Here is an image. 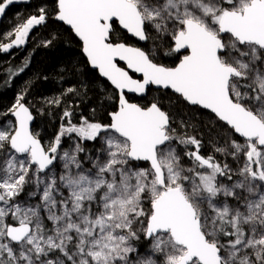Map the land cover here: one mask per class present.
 Masks as SVG:
<instances>
[{
    "label": "snow or ice",
    "instance_id": "6c2138e0",
    "mask_svg": "<svg viewBox=\"0 0 264 264\" xmlns=\"http://www.w3.org/2000/svg\"><path fill=\"white\" fill-rule=\"evenodd\" d=\"M50 20L86 59L43 107L26 82L0 112V264H264V0H45L0 52Z\"/></svg>",
    "mask_w": 264,
    "mask_h": 264
},
{
    "label": "trees",
    "instance_id": "16d2710c",
    "mask_svg": "<svg viewBox=\"0 0 264 264\" xmlns=\"http://www.w3.org/2000/svg\"><path fill=\"white\" fill-rule=\"evenodd\" d=\"M44 2L45 0H32L27 6L11 8L0 25V42H7L4 39L5 34L13 30L16 24L29 15L35 14L37 6ZM47 2L51 4L52 0H47ZM57 33L60 35L55 41V46L42 47L41 42L43 40L49 39ZM69 35L70 33L65 26L50 20L48 25L34 29L28 38V42L21 48H13L9 53L0 52V112L6 111L14 103L16 94L25 86L26 82L31 84L29 102L36 107H43L46 100L58 96L62 89L76 85L79 77H73L68 73L64 74L63 79L60 76L61 68L70 60L73 62L85 60L78 46V41L74 37L71 46H69ZM129 42L133 43L134 41L130 39ZM26 60L29 61L28 68L19 76L10 78L8 70L15 71ZM44 77L47 79L45 80ZM7 79H10V83H6ZM96 92V86L93 85L92 90L88 93V100L81 105L80 112L83 115H90L88 104L95 105L99 102ZM169 106L166 102L165 107ZM176 111L185 118H191L193 128L190 129V134L202 133L206 142L204 151H210L211 146L207 144L210 136L207 129L201 126L206 124L204 117L182 108H177ZM60 115L61 110L59 108H52L48 114L43 116L36 115L33 126L45 143L57 132Z\"/></svg>",
    "mask_w": 264,
    "mask_h": 264
},
{
    "label": "water",
    "instance_id": "95a60500",
    "mask_svg": "<svg viewBox=\"0 0 264 264\" xmlns=\"http://www.w3.org/2000/svg\"><path fill=\"white\" fill-rule=\"evenodd\" d=\"M31 1H32V0H31ZM29 4H30V3H28V4H24V3H14L13 5H10L9 8L6 10L5 15H4L3 17H0V25H1L3 19L6 17L7 13L10 11L11 8H13V7H19V6H27V5H29ZM57 23H58V22H57ZM65 27H66V26H65ZM66 28H67V27H66Z\"/></svg>",
    "mask_w": 264,
    "mask_h": 264
},
{
    "label": "flooded vegetation",
    "instance_id": "af4514ba",
    "mask_svg": "<svg viewBox=\"0 0 264 264\" xmlns=\"http://www.w3.org/2000/svg\"><path fill=\"white\" fill-rule=\"evenodd\" d=\"M86 59V58H85Z\"/></svg>",
    "mask_w": 264,
    "mask_h": 264
}]
</instances>
